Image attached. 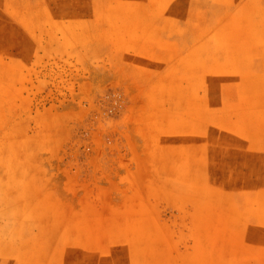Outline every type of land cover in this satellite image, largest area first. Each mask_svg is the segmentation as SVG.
I'll return each mask as SVG.
<instances>
[{
  "label": "rangeland",
  "instance_id": "374dc122",
  "mask_svg": "<svg viewBox=\"0 0 264 264\" xmlns=\"http://www.w3.org/2000/svg\"><path fill=\"white\" fill-rule=\"evenodd\" d=\"M0 264H264V0H0Z\"/></svg>",
  "mask_w": 264,
  "mask_h": 264
}]
</instances>
